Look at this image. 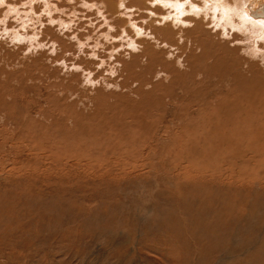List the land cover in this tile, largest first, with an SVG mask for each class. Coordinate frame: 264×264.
<instances>
[{
    "label": "rangeland",
    "instance_id": "374dc122",
    "mask_svg": "<svg viewBox=\"0 0 264 264\" xmlns=\"http://www.w3.org/2000/svg\"><path fill=\"white\" fill-rule=\"evenodd\" d=\"M10 1L28 13L0 5V264H264V180H246L264 139L235 130L252 88L241 82L239 96L213 102L179 94L165 109L195 78L179 51L164 56L172 66L152 56L165 47L148 3ZM131 22L143 31L132 36ZM158 95L157 125L133 123Z\"/></svg>",
    "mask_w": 264,
    "mask_h": 264
},
{
    "label": "bare ground",
    "instance_id": "6f19581e",
    "mask_svg": "<svg viewBox=\"0 0 264 264\" xmlns=\"http://www.w3.org/2000/svg\"><path fill=\"white\" fill-rule=\"evenodd\" d=\"M26 1H27V3H32L35 0H26ZM85 1L86 2H82L81 1L82 4L88 5V7H94L95 2H92L93 0L92 1L91 0H85ZM104 1L106 2L105 3L106 7L111 8L113 5L114 6L115 5H120V6H123L124 9L127 8V7H130V8L132 7V9H133V7L139 6V5H143V4H144L146 9H149V7L147 5V3H148L151 6L152 11H153L152 12V16L155 13H157V15H158V18L153 21V23L155 25L154 31L156 32V38H160L161 39V41L159 42L160 45L162 44L165 48L166 47L169 48V49L167 48L165 52H163L165 50V48L163 49V47H162L163 51L157 49V51H153L152 56H154L157 59V61H158V59H161V60L164 61L165 64H170L172 66V64H174V62L176 60H173L172 62L171 61L167 62L165 60L164 56H165L166 53H169L171 51H173V53H175V55H176V54H178V51H179V54L181 53L180 54L181 58L184 59V63H185L184 67L188 69L187 77L189 79H187V81L189 82L190 77H194L195 78V81L193 82L192 86H189V83L186 82V85H185L186 90L183 93H179L177 90L176 91L174 90L173 92L176 95L171 97V101H169L167 99V102H169V103L165 102V105L163 107H165L166 104H171V103H173L175 105L176 102L178 101L180 95H185L186 96L185 98H187V96H189L192 99L195 98V99H198V100L199 99L201 100V98L199 96L203 95L204 97L209 98V100L212 101V102L213 101H219V100H221L223 98L229 97L227 95L230 93V91H231V93H233V94H231V96L235 94V96H233V97H237V96H239L242 93V90L240 89V83L245 81L247 83L246 89L247 88H252V89H251V91L247 90L249 92L248 93L249 95L247 96V98H241L239 100V102L240 103H246V102L247 103H251V101L254 99V102L256 103V105L259 104L258 107L261 110L259 109L260 110L259 114H256L254 109L257 106H255V105H254V107H253V105L249 106L247 103L246 104H242L241 108L238 107L239 108V112H238V114L236 116L238 117V120L240 119L242 121V122L240 121L241 123H243L242 119H246L247 118V120H244V121H246V123H245V125L243 123L242 126L241 125L237 126V125H239L241 123L239 122V124H237V122H236V124H237L236 127L237 128H235V126L233 128H235L236 131H240V132H241V129H242L241 127H243V126H246V127H244L246 129L248 127L253 129V130L255 129V133H253V134L258 137L256 139L255 143H259V141L261 139H264V73L261 72V69L259 67V63L252 60V59H255L254 55L257 54V53H261L264 56V0H113V1L112 0H100V3L102 2V5H104V3H103ZM116 1H117V4H115ZM154 1L156 3L159 2L160 5L159 4H158L159 6L157 4L152 5V3ZM47 2L48 1H46V3ZM73 2H74V0H73ZM1 3H2V5H5V13H6V15L7 14H11V13H15V14L25 18L26 14L28 13L27 9H18V11H17V7H15L13 2L11 3L10 0H0V5H1ZM98 4L99 3H97V5ZM102 8H104V6H102ZM30 9L31 8L29 7V10ZM100 9H101V7H100ZM121 10L123 11V9H121ZM121 10H115V11L116 12H118V11L122 12ZM109 11H108L107 16L108 15L110 16ZM115 11L113 12L111 10L110 12L112 14V12L115 13ZM120 12H119V14H120ZM130 13L128 11L127 14H130ZM29 14L31 16H28V18L32 17L33 13L32 14L29 13ZM102 14H103V9H102ZM121 14H123V13H121ZM134 14H136V13H134ZM5 17H7V16H5ZM111 17L113 19L116 16L114 17L113 14H112ZM134 17L137 18L136 16H134ZM124 18H126V17H124ZM105 19H108V18H105ZM132 19H134V18H132ZM148 19H150V17ZM119 20H121V19H119ZM115 22L117 23L118 21H115ZM124 22L125 21H123V23ZM118 23H120V22H118ZM146 23H145V25H146ZM101 24L103 25V23H101ZM112 24L109 23L110 26ZM129 25H130V28H128V29L132 30V32H131L133 34L132 36H134V34L136 32L139 33L142 30L141 27L138 24H136V23L134 24V23L131 22ZM106 26H108V25H106ZM106 26H104V27H106ZM114 27L116 28L117 24H115ZM32 28H33V26H32ZM120 28H122V27L120 26ZM120 28H118V30L116 29L117 32L115 30L112 31L113 29L111 30V28H110V30L112 31V33L116 32L118 34V31L120 30ZM124 28H126V27L124 26ZM151 28L153 29L152 23H151ZM233 30H236V31L234 32ZM14 31H17V30L13 29V33H15ZM105 31H107V30L105 29ZM111 31H109V32L111 33ZM120 31L122 32V30H120ZM128 31L129 32H126V34L127 33L130 34V30H128ZM109 32H107V34H109ZM144 32H146V31L144 30ZM116 33H115V35H116ZM148 33H150V32H148ZM18 34L15 33V36H21L22 35V34H19V35ZM129 34L126 35V36H129ZM150 34H152V33H150ZM225 34L228 36L227 37L228 39L223 37V35H225ZM142 35H143V33H142ZM130 36H131V34H130ZM145 36H146V34H145ZM56 37H57V35H56ZM117 37H118V35H117ZM143 37H144V35H143ZM12 38H14L13 35H12ZM149 38H151V37H149ZM149 38H147V39H149ZM258 38H262L263 39V44H258V40H257ZM151 39H153V38H151ZM239 42H240V44H239ZM118 43H119V41H118ZM148 43H150V42H148ZM152 43L153 42H151V44ZM246 43H247V45H245ZM113 45H114V43H113ZM115 46H113V48ZM155 47L156 46H154V48ZM150 48H152V46ZM156 48H155V50H156ZM159 49H161V47H159ZM196 51H197V53H198V51H201L200 55L202 56V58H200V59L194 58L191 55V54H193ZM136 52H139V51L137 50ZM250 57H252V58H250ZM177 59L179 60L180 58L178 57ZM190 59H191V61H190ZM202 64L206 65V66H202L205 70H203V72H201V73L200 72L198 73L197 69L198 68L201 69L199 66L202 65ZM166 68H167V66H166ZM199 74H201L202 76H201V78H199L200 81L196 82V78L198 77ZM172 79H174V78H172ZM172 79H170V81ZM230 84H235L236 88L235 89L233 88L231 90V88L228 86ZM145 85L146 84H143V86H145ZM143 86H142V88H144ZM140 87H141V85H140ZM190 90H193V92L189 95V91ZM145 91L143 89V92H141V94L146 96V97H149L152 94V92H153L152 89L149 90L148 92H145ZM251 97H252V100H251ZM155 99H153L154 101H152V99H147V101H149L148 102V106L145 107V108H141V110H144L141 113V115H139V116L135 115L138 112L137 110H136L137 112L135 110H134V112L131 111L132 112L131 118H132V122L133 123L140 122V124L143 125V127H146V126L148 127V126H150V124H152V125L156 124L157 125V123L159 121L157 122V120H155L154 116H151L152 115L151 112L152 111H156L157 109H159V107L163 103V99L160 97V95H158V99L157 98H155ZM202 99H204V98H202ZM187 100H191V99L187 98ZM191 102H193V101L191 100ZM239 102L237 103L236 106L239 105ZM254 102L252 101V103H254ZM221 106H222V102H221ZM166 107H165V109H167ZM216 107H217V105L215 104L214 107H213L214 110H216L215 109ZM225 107H226V105H225ZM225 107H223V108H225ZM210 108L211 107L208 105L207 110H209ZM223 108H222V110H223ZM233 108H234V106H233ZM228 111H229V109H228ZM231 111H233V109ZM234 111H236V110H234ZM199 113H201V112H199ZM147 114L150 116L149 119L145 118V116H148ZM234 114H236V112ZM135 117H137L140 120L137 119V121L134 122L135 121L134 120ZM220 117H222V116H220ZM151 118H153V120ZM144 119H146V120H144ZM128 121L131 122V120H128ZM132 122H131V124H132ZM155 122H157V123H155ZM227 126H229V124ZM208 127H210V126H208ZM246 129H245V131H247ZM236 135H239V133L236 134ZM261 136H263V137H261ZM235 137H237V136H235ZM244 137H246V136L244 135ZM254 138H253V140H254ZM246 144H248V143H246ZM116 148H117V146H116ZM253 148H254V145H253ZM263 148H264V146H263ZM225 151H223V152H225ZM252 153L257 157L252 162V165L254 167V171L255 172H254L253 175H250V176L247 177V179L246 178L245 179L250 181V182H252L253 184H255L257 182H261V181L264 180V151H261L258 148V146H257L256 149H255V152L252 151ZM254 155H250V153H249V156H251V157L254 156ZM36 157H38V156H36ZM39 162H41V160ZM254 164H255V166H254ZM243 165H245V163ZM96 170L98 171L99 169H94V171H96ZM33 173L37 174L36 172H33ZM27 175H29V174H27ZM234 176H236V175H234ZM242 176L243 175H240V177H242ZM30 178H28V179H30ZM31 179H33V178H31ZM33 181H34V179H33ZM15 199H16V197H15ZM1 203L4 206L5 203H7V202H3V201L0 200V204ZM2 215L3 214L0 213V222L3 219Z\"/></svg>",
    "mask_w": 264,
    "mask_h": 264
}]
</instances>
